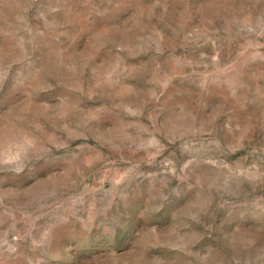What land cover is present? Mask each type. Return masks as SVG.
<instances>
[{
    "label": "rangeland",
    "instance_id": "1",
    "mask_svg": "<svg viewBox=\"0 0 264 264\" xmlns=\"http://www.w3.org/2000/svg\"><path fill=\"white\" fill-rule=\"evenodd\" d=\"M0 264H264V0H0Z\"/></svg>",
    "mask_w": 264,
    "mask_h": 264
}]
</instances>
